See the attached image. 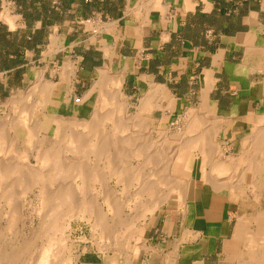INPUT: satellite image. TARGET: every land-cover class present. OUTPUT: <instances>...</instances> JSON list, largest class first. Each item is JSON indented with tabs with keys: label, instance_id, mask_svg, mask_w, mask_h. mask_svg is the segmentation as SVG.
I'll use <instances>...</instances> for the list:
<instances>
[{
	"label": "crops",
	"instance_id": "crops-1",
	"mask_svg": "<svg viewBox=\"0 0 264 264\" xmlns=\"http://www.w3.org/2000/svg\"><path fill=\"white\" fill-rule=\"evenodd\" d=\"M44 3L53 19L27 25L21 7L22 20L8 30L19 45L0 49L2 95L11 75L24 87L35 58V77L52 85L38 105L47 115L88 120L101 92L120 80L126 114L149 97L141 115L155 132L168 136L182 119L206 126L194 134L201 160L188 171L200 178L190 175L183 209L170 216L166 208L157 228L146 222L148 249L130 264H264V0H40L33 9ZM201 151L211 154L205 172L214 178H201ZM74 245L73 264H108L103 253Z\"/></svg>",
	"mask_w": 264,
	"mask_h": 264
},
{
	"label": "bare ground",
	"instance_id": "bare-ground-1",
	"mask_svg": "<svg viewBox=\"0 0 264 264\" xmlns=\"http://www.w3.org/2000/svg\"><path fill=\"white\" fill-rule=\"evenodd\" d=\"M7 21L11 23L8 17ZM35 78L26 97L22 98L17 93L18 96L12 94L9 99L8 104L14 108L16 116L6 124L0 122V264H21L22 260V264H73L72 245L75 239L71 234L75 220L87 223L92 231H99L95 242L98 251L103 254L116 251L120 260L124 259L119 260L121 264L132 263L141 249H148L143 237L147 226L146 216L154 217L157 211H162L164 205L170 203L172 193L179 203L184 200L182 197L187 186L185 180L190 174L188 168L192 154L177 152L171 170L178 177L170 179V142H166L165 132H155V125L141 115L147 110L149 97L143 100L136 115L128 117L124 96L119 93L120 80L114 82L116 89L111 93H105L101 87L100 106L95 108L88 120H79L39 115L41 112L37 111V105L44 102L52 85L44 81L41 75ZM39 93L41 96L36 98L37 101L34 98V104H26L27 101L23 104L24 100H31ZM196 118L193 116L192 120ZM9 123L11 126H8ZM106 123L109 124L108 129ZM187 126V133H193L194 125L189 123ZM9 131L13 132L11 137ZM49 131H52L54 142L47 146ZM22 135L26 142L20 151L15 144ZM192 140L189 148L199 149L201 141ZM204 153L201 167L203 177L206 174L204 167L211 162L209 155L213 154ZM31 160L34 164H31ZM134 160L138 161L137 164H132ZM218 163L220 165V161ZM226 167L230 168L228 164ZM211 170L216 171L215 166ZM222 173H219V177ZM213 175L210 176L214 178ZM113 180L117 186H122L120 190L109 184ZM220 183L223 185L221 181L215 186ZM34 190H37L35 198L41 201V210L38 211L40 221L35 232L30 231L29 235L34 234L28 237L29 240H23L24 235L19 231V244L16 245L18 239L8 241V231L13 230L16 220L21 226L24 225L26 209L19 199L22 195L27 197ZM98 197L107 205L106 212ZM114 262L108 264H117Z\"/></svg>",
	"mask_w": 264,
	"mask_h": 264
},
{
	"label": "rangeland",
	"instance_id": "rangeland-1",
	"mask_svg": "<svg viewBox=\"0 0 264 264\" xmlns=\"http://www.w3.org/2000/svg\"><path fill=\"white\" fill-rule=\"evenodd\" d=\"M20 9H21V6L18 5L13 0H0V49H2V50L10 51L13 48L14 44L15 45H19L18 37H16V36H8V30H13L16 26H18V24L20 22L19 20L21 19L20 18L21 17ZM7 17H8V19H10L12 24L11 23L9 24V22L7 21ZM19 29L20 28L15 29V30H19ZM41 36H42V34H39V36H37L36 40L37 41L40 40ZM37 66H38V60L33 58L31 60L30 64H29V68L31 70H29L28 82H26L24 84L23 88H20V78H19L18 75H11V76L8 77V94L2 95V91H0V122L1 123L5 122L4 124H6V123H8L7 121H9V119H11V118L16 116V114H15V112L13 110L14 108L10 104H8V101L11 98L12 94L14 95V97H16L17 93L20 96L22 95L21 96L22 98L27 96V91H29L30 87L32 86V83H34L35 75L37 74L36 73ZM10 89H12V90L10 91ZM34 98L36 100V97L33 96L31 100H24L23 101L24 103L23 102L22 103L25 104L26 103L25 101H27L28 103H26V104H31V103L34 104L35 103ZM32 101H34V102H32ZM37 107H38L37 111L38 112L40 111L42 113V114L39 113V115H41V116L47 115V113H45V112L43 114L42 110L39 108L38 105H37ZM130 113L131 112H128L127 114L130 115ZM129 115H128V117H129ZM3 120H5V121H3ZM183 121L184 120L182 119V122L180 121V122H178V124L170 125V128H168V131H167L168 136H166L167 137L166 138V142H168V144L170 142V161H171V164H170L171 165L170 166L171 167L170 168V179H173L175 177H176L175 179H177V177H178V174L177 173H173L172 170H171L172 167H173L172 161H173L174 158L177 157V154H178L177 152L184 151V152H187L188 154L191 153L192 154L191 155L192 159L190 160V162L195 164L196 168H198V164H199V162L201 160L200 156L198 155V153L200 152V149H198V148H189L188 144H190L189 142L194 141V140H192L193 138L195 139V135L194 134L198 133L197 131H200L199 129H203L206 126L198 125V124L194 125L193 127L195 129H194L193 133H187V130H185V129H186V126L188 124L184 125ZM8 126H11V123H9ZM108 128H109V125L106 126V129H108ZM11 134H13V132L9 133L10 137H11ZM51 134H52V131H49V136L50 137L48 138V140L46 142L47 146L51 145L54 142V139L51 137ZM152 135L154 136V134H152ZM22 136H21V139L18 140V142L16 144L14 143L15 144V148L17 147V149L20 150V151L23 150V148H22L24 146L23 144L26 142L25 141V136L24 135H22ZM188 137H189V139H188ZM18 143H20V145ZM202 143L204 144V142H202ZM183 145H186L187 147H185ZM166 146H167V144H166ZM182 147L185 148V149H183ZM210 152H212V151H210ZM202 153H204V152H202ZM213 157H214L213 158L214 160L218 159V161H220L219 157L217 156V153L213 154ZM30 162H31V164H34V161L31 160ZM135 162L137 164L138 161L134 160V161H132V164H134ZM204 169H205V167H204ZM209 173L207 172L206 173L207 175L205 174V177H203V175H202L201 178H203L204 180L208 179L207 177L209 176ZM190 175H195L196 177H199V174L197 172L194 173V174H189V177H190ZM189 177H188V180H189ZM188 180H185L186 185L188 184ZM109 184H111L113 186V188H115L117 190H120L122 188L121 185L117 186L115 184L114 180L110 181ZM170 186H171V184H170ZM98 191H99V187H98ZM36 192H37V190H34V192L29 194L27 197L25 195H22L20 197V199H19V200H21L23 202V205H24V207L26 209V213H25V216H24L25 217V219H24L25 223H24L23 226H21V224H19L20 222L18 220H16L15 225L13 227V230L12 231H8V241L10 239H12V238L13 239L16 238V239H18L16 241V243H15L16 245L19 244V242H18L19 241V235H20L19 231L22 232V236L24 235L22 237L23 240H29L28 237L30 236V238H31L32 235L34 234L33 233L32 235H29V233H31L33 231L35 232V230L37 228V225L39 224V221H40L39 219H40L41 216L39 217L38 211L41 210V201H40V198H35ZM186 193H187V189H186ZM186 193H185V195H186ZM117 195H119V194H117ZM98 198L102 202L103 210L106 212L107 211V205L104 203V201H102L101 197H98ZM168 205L167 206L164 205L163 211L162 212L161 211H157V213H156V215L154 217H151L150 215H147L146 219H145V222L149 223V220L155 219V221H154V223H156L155 228H157L158 225L160 224L159 223L160 219L163 217L162 215L164 214V212H165L164 210L166 208L170 209V216H177L181 212V210L183 209L182 207H184V205H180L179 204V202L177 201L174 193L170 194V204H168ZM127 210L128 209H126V211ZM137 224L140 225L139 222ZM19 227H21V228H19ZM72 227H73V231H72L71 237L75 239V245L73 244L74 248H77V249L81 248L82 249L84 246L87 245V247H89L90 250H97L98 251L97 246L95 245V242L97 241V238H98V236H97L98 233H99L98 230L92 231L90 229V226L87 223H84V222L79 221V220L73 221L72 222ZM123 232H125V229H123ZM130 243L131 244H135L133 242H130ZM139 244L140 243L138 241L137 246H139ZM73 245H72V249H73ZM103 255L105 256L106 259H109V261L106 260L107 263H109L110 261L111 262L115 261L114 263H117V264L120 263V261H119L120 257L117 255L116 251L110 250V252L105 253ZM124 256L127 257V255H124ZM123 260L124 259H122L121 261H123ZM129 260H131V258H129ZM22 262H23V260L20 263L22 264Z\"/></svg>",
	"mask_w": 264,
	"mask_h": 264
},
{
	"label": "trees",
	"instance_id": "trees-1",
	"mask_svg": "<svg viewBox=\"0 0 264 264\" xmlns=\"http://www.w3.org/2000/svg\"><path fill=\"white\" fill-rule=\"evenodd\" d=\"M15 1L18 5H20L22 7L21 9V13H22V16H23V19L24 21L26 22L27 25H30V23L36 19H39V18H43V19H53V15H50L48 16L47 15V7H46V4H42L41 5V11L40 13H38L35 8L33 9V6L34 4H36V2H39L40 3V0H32L30 3H27L28 0H13ZM33 9L32 11L29 10V9ZM38 34L36 33V36L33 37V40L34 41H37L36 38H37ZM26 45V48H30L31 47V44L30 42H27ZM18 47V45H15L13 46V48L10 50V52H13L16 50V48Z\"/></svg>",
	"mask_w": 264,
	"mask_h": 264
}]
</instances>
